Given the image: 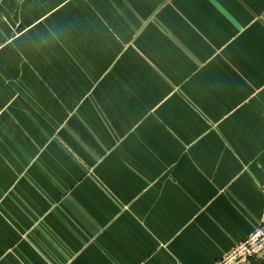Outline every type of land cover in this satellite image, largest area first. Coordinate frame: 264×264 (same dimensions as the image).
I'll return each instance as SVG.
<instances>
[{"label":"crops","instance_id":"0c3cea01","mask_svg":"<svg viewBox=\"0 0 264 264\" xmlns=\"http://www.w3.org/2000/svg\"><path fill=\"white\" fill-rule=\"evenodd\" d=\"M5 1L30 24L140 29L151 81L189 83L190 138L124 167L0 164V264H213L264 220V0Z\"/></svg>","mask_w":264,"mask_h":264},{"label":"rangeland","instance_id":"374dc122","mask_svg":"<svg viewBox=\"0 0 264 264\" xmlns=\"http://www.w3.org/2000/svg\"><path fill=\"white\" fill-rule=\"evenodd\" d=\"M18 13L0 1V164L41 170L49 156L71 154L124 167L110 160L188 141L189 83L151 81L159 68L141 66L140 29L87 34L88 20L30 24Z\"/></svg>","mask_w":264,"mask_h":264},{"label":"built area","instance_id":"2783aa9c","mask_svg":"<svg viewBox=\"0 0 264 264\" xmlns=\"http://www.w3.org/2000/svg\"><path fill=\"white\" fill-rule=\"evenodd\" d=\"M264 260V220L213 264H251Z\"/></svg>","mask_w":264,"mask_h":264}]
</instances>
